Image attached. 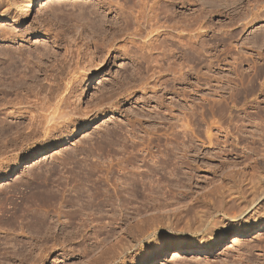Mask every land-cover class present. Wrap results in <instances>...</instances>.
Returning <instances> with one entry per match:
<instances>
[{
    "label": "rangeland",
    "instance_id": "374dc122",
    "mask_svg": "<svg viewBox=\"0 0 264 264\" xmlns=\"http://www.w3.org/2000/svg\"><path fill=\"white\" fill-rule=\"evenodd\" d=\"M23 1L29 0H19L18 9ZM203 1L40 0L30 19L0 18V91L31 70L33 83L62 78V89L70 78L67 100L43 104L32 97L28 107L17 106L18 118L0 113V264H99L100 257L102 264H147L143 248L161 233L172 241L159 264H264V228L253 229L264 222V195L258 200L262 209L254 204L240 215L255 184H264L253 179L257 173L264 177V132L255 127L264 112L251 107L264 93H245L231 72L233 46L252 44L255 32L264 29V12L245 27L242 39L231 41L230 51L220 40L230 16L207 17L211 49L189 83L177 84L184 95L167 90L169 82L156 85L157 73L151 79L152 71H141L124 54L128 32L115 47L109 45L126 11L145 13L153 5L162 22L163 9H175L177 20L181 12L198 14ZM216 3L228 6L235 18L264 11V0ZM96 41L107 44L104 59L96 56ZM259 63L258 72L264 58ZM243 68L256 74L248 63ZM209 70L235 82L215 94L197 80ZM262 70L254 76L258 87ZM242 116L249 132L241 133L247 139L239 143ZM243 223L249 230L235 239ZM223 231L227 236L217 249L173 257L175 246L206 245Z\"/></svg>",
    "mask_w": 264,
    "mask_h": 264
},
{
    "label": "bare ground",
    "instance_id": "6f19581e",
    "mask_svg": "<svg viewBox=\"0 0 264 264\" xmlns=\"http://www.w3.org/2000/svg\"><path fill=\"white\" fill-rule=\"evenodd\" d=\"M18 1L19 0H0V18L6 17L5 19L15 21L16 18L22 17L23 20H27V19H29V17H31L33 15L35 9L37 8V6L40 2V0H29L26 4L23 1L20 5L19 9H18V6H17ZM216 2H217V0H207L205 2L203 1V3L201 5L204 4V7H202V9H200L199 13L196 15H193V14L188 15L189 13L183 14L181 12V14L183 16H179L180 15V14L178 15L179 12L178 13L176 12L177 17L178 16L180 17V19L177 18V20H175V19L172 20L174 18L173 12L175 11V9H174V11H170L171 8H168L169 10L163 9L161 12H163V13L166 12V13H165L164 17L162 15V17H163L162 19L165 18L162 22H160L161 21L160 20L161 19L160 14H162V13H160V11L159 12H156V10L154 11L153 5L150 6L148 12H145V13L139 12L138 14H135V13L131 14L129 11L128 12L126 11V13H128V14H125V13H124V15L122 14L124 17V24L120 28H117L116 30H114V32L112 34L113 38H112V40L109 41V43H110L109 45L112 47H115L116 42L118 40L120 41L122 39L121 37H123V35H126L128 32L129 39L126 42H129V44L124 48L125 49L124 54H126V55L129 54V56L131 55L133 57L134 61H137L138 65H139V69H141V71H143V70H145V72L152 71L153 75L148 76L151 79L157 73V76L155 77V79H153L154 83L156 85H157V83H160V85L164 86L165 84H168V82H169L170 83L169 88H168V86H167V88L165 86L162 89L166 88L167 90H170L171 92H176L177 95L182 92V94L184 95L185 89H183L182 91H178L177 84H188L189 83V81H190L189 77H191L193 75V71L196 70L195 66L206 62L205 61V59H207L206 55L210 52V49H211V47L209 45V41H208V39H210V38H208V37H210L209 32H210V30L213 31V28L211 29L210 28L211 26H209V24L212 23V21L209 23L210 20L208 21V19H207V17L209 15H211V14H213V12H215L221 16H230V18H231L229 21L230 23L224 24L225 26H228L227 31L224 30L225 35L223 34L224 32L221 31L222 32L221 34H223V35L220 36L221 38L219 37L220 40L222 41V43L224 44V46L227 45L229 47L234 45L231 42L233 39H236L237 37L242 39L240 37V35L246 26L256 22L261 17V15L263 17L262 13L264 11H260L261 12L260 13L259 10H255V11H252L254 17L252 16L249 19H245V17L239 16L238 18H235V16L231 15L232 12H230L231 10L229 9L228 6L224 7L222 4H218ZM115 3L118 4L119 2L117 1ZM171 20L173 22H170ZM219 24H221V23H219ZM231 25H233V26L235 25V28L230 29ZM212 27H213V25H212ZM217 27H219L218 24H217ZM217 27H216V29H217ZM255 34H256L255 37L252 38V44H248L246 41H242L240 43V45H236L235 47L233 46V49H232V47L227 48V50L230 51L232 49V52L235 51V53L237 54V57L235 58V65L232 66L231 72L235 73L236 77L238 76V78L241 82L240 86L244 89L243 91L245 93H247L248 91L259 90V92H261V94H262V93H264V82L261 83V87L256 86V82H254L255 81L254 76L260 75L262 73V72H260V70L262 68L264 70V65H261V67H260L261 69H259V72L257 71L259 59L264 58V52H263L264 51V29L258 30L257 32H255ZM212 35L213 34H211V37H212ZM214 35L216 37L218 34L214 33ZM220 40H219V42H220ZM95 47H96V56L98 54L97 58L99 57L101 60L103 57V59H104V57L106 55L105 51H107V44L104 41H101V42L96 41ZM250 49L253 52H251L249 54L250 55L249 56L247 54H248V50H250ZM225 51H226V47H225ZM246 63H248V65H250V67H253L254 69H256V74L254 73L253 75H251L250 72L245 71L243 66ZM211 67L213 68V66H211ZM211 67H210V70H212ZM39 68H40V66H39ZM216 71H217V69H216ZM30 72H27V73L25 72L23 74V78L21 80H15V83H14V81H11V83H9V85H8L9 87H7L8 89H6V90L1 89L0 99L2 100V103H0V113L2 112V110L5 111L4 113H5L6 118H11V119L18 118L21 108L19 107L20 108V110H19V108L17 106L19 104H22V103H24V104L26 103V106H27V104L29 102L31 103V101H29V99L31 100L32 97H33L34 101L36 99H38L42 103H43V101H46L48 99H49V101L51 99H56L57 102H59L61 100H64V101L67 100V99H65V97L68 95H66V94L64 95V92L67 91L66 89L70 88L69 87L70 78H69L68 82H66L64 84L65 88L62 89L61 88L62 85H61V81H60V80H62V78H60L57 81L55 80L52 83H49L48 85L45 83L43 84V82L33 83L31 78L35 77L36 71H35V73H34V71L32 72V70ZM195 73H197V72H195ZM200 73H201V75L197 74L198 82H200L201 79L205 80L204 83L208 84V86H209L208 88H210L212 90V92L215 94L225 91L227 89V87L229 86V84H231L232 82H235V79H236V77L226 76L227 80H223L222 76H219L218 73H216L217 75L214 73H211V71H210L211 74L209 72L208 73L207 72H200ZM13 75H14V72H13ZM248 75H251V76L247 77ZM54 76H56V75H54ZM58 78H59V75L55 79H58ZM214 81H216V82H214ZM211 82H214V83H211ZM221 82H223V84H219ZM42 92H44L43 95H42ZM69 93H70V91H69ZM244 98H246V97H244ZM253 101H254V103L251 105V107L256 108L258 110L257 112H259V113H262V111L264 112V106L262 105V104H264V98L263 99L261 98V100H259V101H256V100H253ZM161 104H162V102H161ZM33 105H34V103H33ZM29 106H31V105L29 104ZM222 106H223V104H222ZM27 107H25L26 109H24L23 111H25V112L27 111L28 112V113H26L27 115H29L31 113V115L33 116L34 112L32 113V110H29V108L27 109ZM45 110H46V108H45ZM41 115L44 117L45 114L42 113ZM52 116H54V115H52ZM258 117H260V116H258ZM3 118H5V117H3ZM242 118H243V116H242ZM52 119H54V118H52ZM261 119H262V122L256 123L255 127L257 129L262 130V132H264V113H262ZM243 122H244V118H243V121L240 125H236V128L238 130L237 132H238V137H239V143L240 142L243 143L244 139H247L246 138L247 136L244 137V134L247 131L249 132V130H247V128H246L247 125L243 124ZM9 123H8V125H10V127H13L14 122H13V124H11V123L9 124ZM14 125H16V124H14ZM7 127H5V128H7ZM23 127L25 128V126H23ZM52 127L55 128L54 125ZM43 128L44 129L46 128V130L47 129L50 130L51 126L50 127L45 126ZM18 129L19 128H17L16 131L19 132L20 129L19 130ZM210 132H211L210 129H208L207 138H208L209 142L212 141V138H211L212 134ZM251 132L254 133V131H252V130H251ZM241 133H244V134L242 135ZM254 134H256V133H254ZM254 134H253V136H254ZM251 137H252V135H251ZM253 138L256 139V136H254ZM255 139H254V141H255ZM252 146H250V150L252 149ZM254 150H255V148H254ZM252 151H253V149H252ZM244 154H245L244 157L246 159V156H249V155H246V153H244ZM244 157H243V159H244ZM254 175H255V173H254ZM253 179L257 180V182H260V181L262 182L264 180V177L262 176L261 173H259V174L257 173ZM255 183H256V181H255ZM255 185H257L256 188L254 187ZM255 185H253V187L251 189L254 190V188H255L257 191L255 193L253 192L254 195L251 194L252 197L250 196L251 197L250 199L248 197L246 205H244L245 203L241 204V205H244L245 207L242 206L244 209L241 210L240 215L242 213H244L247 209L249 210V208L251 206H253L254 204H256V205H254V209L259 208V207L261 208V205H262L261 201L258 202V200L260 198H262L261 196L264 195V184L261 183V185H258V184H255ZM220 202L219 203L222 204L221 200H220ZM226 205H227V202H226ZM263 205H264V202H263ZM221 206L224 207L223 210L224 209L228 210V208H226L224 205H220V207ZM235 206H236V204H235ZM255 212H257V211H255ZM123 217H124V214H123ZM251 218L253 220L256 219L255 216H252ZM256 221H257V219H256ZM263 228H264V222H259L255 227H253V229H255V231L262 230ZM248 230H249V226L247 224L243 223V225L240 226V228L234 233L233 237L235 239L236 238L238 239V237H241L242 235L246 234L248 232ZM226 236H227L226 231H223L220 234H217L216 236H214L211 243L206 244V245H200L201 243L194 242V243H191V244H188L185 246H175V248L172 250L174 253L173 257H179V256H182L183 254L193 253V252H203V253L207 252V253H209V252L213 251L214 249H217L218 247L222 246ZM206 242H208V241H206ZM166 251L167 250H165V253H166ZM107 252H109V251H107ZM107 254H109V253H107ZM107 256L105 255V257H107ZM108 258H110V257L108 256ZM102 259H103V257H102ZM105 261H107V259ZM98 262H100L102 264L103 261L101 260V257H100V260ZM147 264H149V262H147ZM152 264H156L155 259L152 260Z\"/></svg>",
    "mask_w": 264,
    "mask_h": 264
},
{
    "label": "snow or ice",
    "instance_id": "6c2138e0",
    "mask_svg": "<svg viewBox=\"0 0 264 264\" xmlns=\"http://www.w3.org/2000/svg\"><path fill=\"white\" fill-rule=\"evenodd\" d=\"M30 18L31 17H29V19ZM25 23H27V21H25ZM171 241L172 237L161 233L152 243L145 245L141 255L149 258V264H152L153 259H155L156 264H159L160 260L165 259V250L168 248Z\"/></svg>",
    "mask_w": 264,
    "mask_h": 264
}]
</instances>
